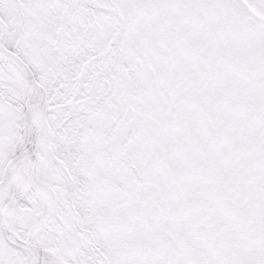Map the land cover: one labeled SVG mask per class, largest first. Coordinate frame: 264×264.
<instances>
[{"label":"snow or ice","instance_id":"1","mask_svg":"<svg viewBox=\"0 0 264 264\" xmlns=\"http://www.w3.org/2000/svg\"><path fill=\"white\" fill-rule=\"evenodd\" d=\"M0 264H264V0H0Z\"/></svg>","mask_w":264,"mask_h":264}]
</instances>
